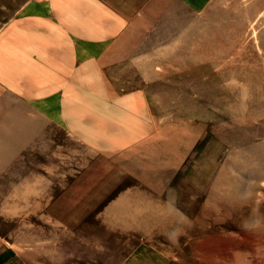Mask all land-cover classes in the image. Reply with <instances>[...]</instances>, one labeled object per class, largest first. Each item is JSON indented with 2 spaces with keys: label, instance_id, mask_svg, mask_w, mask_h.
Returning <instances> with one entry per match:
<instances>
[{
  "label": "rangeland",
  "instance_id": "1",
  "mask_svg": "<svg viewBox=\"0 0 264 264\" xmlns=\"http://www.w3.org/2000/svg\"><path fill=\"white\" fill-rule=\"evenodd\" d=\"M103 1L75 87L0 83L5 263L264 264V0Z\"/></svg>",
  "mask_w": 264,
  "mask_h": 264
},
{
  "label": "crops",
  "instance_id": "2",
  "mask_svg": "<svg viewBox=\"0 0 264 264\" xmlns=\"http://www.w3.org/2000/svg\"><path fill=\"white\" fill-rule=\"evenodd\" d=\"M112 8L103 0H28L0 32V83L16 95L75 87L78 71H92L93 39L108 37L93 34V22H108L100 12L124 22V13ZM4 243L0 237V264L12 256Z\"/></svg>",
  "mask_w": 264,
  "mask_h": 264
}]
</instances>
